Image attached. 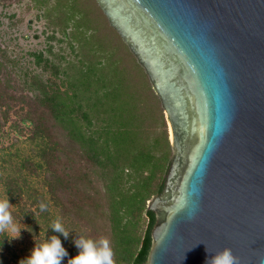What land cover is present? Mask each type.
<instances>
[{"label":"trees","instance_id":"trees-1","mask_svg":"<svg viewBox=\"0 0 264 264\" xmlns=\"http://www.w3.org/2000/svg\"><path fill=\"white\" fill-rule=\"evenodd\" d=\"M32 1L52 26L49 39L59 45L31 52L35 69L21 78L13 67L17 61L0 46V124L13 111V124L31 145L2 176L13 212L26 220L37 244L51 235L60 238L68 252L62 264L78 252V234L107 237L116 264H140L148 257L155 222L148 200L162 190L172 155L160 98L97 0L118 38L100 31L87 38L78 12L69 9L72 0ZM57 31L62 37L55 38ZM57 219L70 231L67 239L50 227ZM15 254L5 238L0 264Z\"/></svg>","mask_w":264,"mask_h":264},{"label":"water","instance_id":"water-1","mask_svg":"<svg viewBox=\"0 0 264 264\" xmlns=\"http://www.w3.org/2000/svg\"><path fill=\"white\" fill-rule=\"evenodd\" d=\"M159 96L172 146L140 264L264 261V0H97Z\"/></svg>","mask_w":264,"mask_h":264},{"label":"rangeland","instance_id":"rangeland-1","mask_svg":"<svg viewBox=\"0 0 264 264\" xmlns=\"http://www.w3.org/2000/svg\"><path fill=\"white\" fill-rule=\"evenodd\" d=\"M69 9L71 12H78V21L82 24L83 32H86L87 38H91L100 32L105 35L108 33V36L105 38H118L116 33L105 25L104 19L94 1L72 0ZM91 23L93 25H89ZM97 23L101 26H99V30L95 27L98 25ZM51 34L52 26L49 24L48 19L43 16L42 10L33 7L32 0H22L11 4L0 1V46L6 49L10 58L17 61L14 66L11 64L15 69L17 77H22L25 71L35 69L31 52L41 49L45 50L50 42H53L57 46L56 40L49 39L52 38L50 37ZM59 37L62 36L57 31L55 38ZM16 116L11 111L10 119L0 124V199L5 198L7 195L2 182V176L6 175L11 162H16L22 155L31 151V145L26 132L20 133V128L13 124L14 118L18 120ZM29 180L33 185H39L37 177L31 176ZM9 202L12 204L11 212L14 218L23 224L20 225L21 227H25L21 228L19 239H12L10 241L16 254L14 256H7L9 264H19L21 259L30 254L35 242L29 234L26 220L23 217L15 216L13 212L15 206L10 200Z\"/></svg>","mask_w":264,"mask_h":264},{"label":"clouds","instance_id":"clouds-1","mask_svg":"<svg viewBox=\"0 0 264 264\" xmlns=\"http://www.w3.org/2000/svg\"><path fill=\"white\" fill-rule=\"evenodd\" d=\"M11 206L7 195L0 199V236L4 237L0 239V243L5 238L9 242L12 239H19L21 228H25L21 227L20 225L23 224L14 218ZM46 207L42 203L40 210L46 211ZM50 227L54 232L62 234L65 239L69 237L70 231L64 227L61 220L53 221ZM73 243L78 252L68 258L67 264H116L115 252L107 237L93 239L78 234ZM66 256H68V252L60 238L57 235H51L39 244L35 242L30 254L21 259L19 264H62V260ZM206 264H238V257L233 254L229 247L225 246L211 254L207 258ZM261 264H264V261Z\"/></svg>","mask_w":264,"mask_h":264}]
</instances>
